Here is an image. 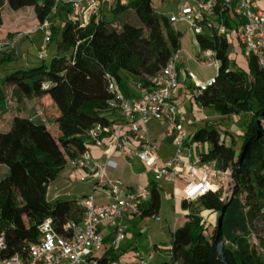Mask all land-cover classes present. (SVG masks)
Instances as JSON below:
<instances>
[{
  "label": "trees",
  "instance_id": "obj_1",
  "mask_svg": "<svg viewBox=\"0 0 264 264\" xmlns=\"http://www.w3.org/2000/svg\"><path fill=\"white\" fill-rule=\"evenodd\" d=\"M53 13L66 18L57 28L50 27L59 53L48 67L14 71L1 82L12 89L17 100L35 101L53 115L48 122L13 115L8 128L0 129V170H5L0 175L3 257L24 255L28 245L38 239V226L46 219L53 221L59 233L67 222L81 219L76 200L50 202L46 195L59 173L87 150L90 128L95 124L109 127L108 115L115 112L107 107L106 76L120 85L121 75L126 74L148 88L149 80L179 49V34L166 15L155 12L151 0H117L112 15H121V24L100 13L99 20H89L85 28L70 20L68 6H55L54 0H0V39L35 32ZM196 42L201 51H214L220 61L214 82L197 101L223 118L244 112L249 115L238 151L235 142L226 143L222 138L219 123L207 124L193 134V141L210 147L200 157L216 161L221 172L230 170L234 181L225 201L217 193H209L197 202L202 210L217 215L216 222L226 206L220 241L229 264H264V257L247 243V235L253 233L264 249V120L260 139L250 142L238 166L242 148L257 136L256 120L264 112V70L254 59L245 58L240 48L231 51L232 37L205 33L196 36ZM150 190L151 199L143 212L157 214L160 191L155 183ZM190 205L181 202L184 210ZM183 223L173 233L171 262L162 264H222L214 249L216 224L207 234L209 226L198 212H189Z\"/></svg>",
  "mask_w": 264,
  "mask_h": 264
},
{
  "label": "built area",
  "instance_id": "obj_2",
  "mask_svg": "<svg viewBox=\"0 0 264 264\" xmlns=\"http://www.w3.org/2000/svg\"><path fill=\"white\" fill-rule=\"evenodd\" d=\"M103 1L54 0V3L55 6H68L71 10L69 18L72 21L78 22L81 16L82 21L78 24L79 27L85 28L89 20H99ZM167 1L172 4L173 11L166 16L174 30L178 25H184L195 37L205 33L219 38L232 37L243 56L254 59L264 70V10L256 7L253 0ZM121 3H125V0H121ZM50 27L51 23L45 20L38 29L45 32L44 44L37 56L41 61L45 59L46 45L51 42ZM31 33L0 39V54L14 51L17 40ZM181 54L179 48L170 56L161 71L149 80L148 92L141 99L125 97L119 83L113 77L106 76L110 96L107 107L118 114L120 121L107 128L95 124L87 133V144L103 148L102 137L106 134L110 139L108 146L112 154L105 155L102 160H95L86 150L68 164L75 171L84 172L94 179L93 191H102L106 203L96 204L93 195L77 199V206L82 211L81 219L67 222L61 233L56 231L51 219L44 220L38 226V239L28 245L24 255L1 256L5 249V239L3 232H0V264H121L120 260L109 253L126 240L127 221L144 216L143 210L151 199V190L141 186L129 189L119 179H110L108 171L117 167L112 160L114 155H119L127 162L137 158L144 166L145 172L153 177L154 183L165 182L174 186L185 174L187 181L182 188V196L178 199L174 195V201L190 205L209 193H218L223 177H229L230 170L219 171L216 161H205L200 154L188 160L183 159L197 151L201 144L189 137L173 103L174 93L179 86L178 64ZM192 60L199 67L214 68L216 71L220 66V61L212 50H200ZM187 77L193 83L192 95L195 99L214 82L212 79L205 84L198 83L191 72L187 73ZM136 87L139 90L144 89L141 83ZM205 119L204 116L203 120ZM153 121L164 126L165 138L175 148L174 157L168 161L159 160L156 143L147 138L146 126ZM130 137L137 144L134 151L126 148ZM81 181H84V178H81ZM229 182L227 199L234 187L232 175ZM147 216L148 220L158 219L157 214ZM102 227L110 230L111 241L108 245L104 242ZM247 243L253 246L258 256L264 257V249L255 234L247 235ZM155 251L151 250L147 257L151 258ZM139 264H144L143 259Z\"/></svg>",
  "mask_w": 264,
  "mask_h": 264
},
{
  "label": "crops",
  "instance_id": "obj_3",
  "mask_svg": "<svg viewBox=\"0 0 264 264\" xmlns=\"http://www.w3.org/2000/svg\"><path fill=\"white\" fill-rule=\"evenodd\" d=\"M253 1L256 7L264 10V0H253ZM168 14H165V15H168ZM78 19H79L78 22L82 21L81 16ZM174 31L179 34V48L181 49L182 54L180 56L179 64H178L179 86H178V89L174 93L173 103L178 109L179 119L184 124L189 137L192 139L193 134L195 133L197 129L202 128L203 126H206L207 124H210V123L212 124L215 122L219 123L220 120L223 119V117L216 115L210 109L203 108L200 105V103L197 101V99L193 97L192 95L193 83L187 77V73L188 72L193 73L191 69V65L194 62L192 59L199 53L200 49L197 45L196 37L187 29L186 26L178 25L176 27V30ZM29 35L30 34L23 35L21 38L17 40V43L20 42L21 44H19V46L17 44L14 51L4 52L0 54V64L10 62L13 65L12 69H16L15 71L30 69L32 68L31 65H36V62L32 60L29 56V50H27L26 42L30 38ZM24 40L25 42H23ZM43 41H44V37H43V40L41 39L40 49L44 44ZM57 50H58L57 52L58 54L59 53L58 47H57ZM232 50L239 51V47L237 46L235 40L233 42V47L231 51ZM13 52H18L19 56L21 55V58L18 61L12 62V60H14V58L11 56ZM5 59H9V60L5 61ZM207 70L209 71L206 74H202V75L194 74L196 78V82L205 84L215 78V76L217 75L216 69L209 68ZM10 73L11 72L9 70L3 69L0 73V79L3 80V78L7 74H10ZM137 84H138V81L136 79H133L130 76H127L126 74L121 75L120 85H121V90L125 97L130 98V99H141L145 96V94L148 92V89L144 88L142 90H139L136 87ZM23 101L27 103L32 102L28 100H23ZM35 104L40 108L41 111H43L38 103L35 102ZM15 115H18L20 117L29 118V115L22 114L21 112ZM204 116L206 117L205 120H203ZM108 120L110 121L109 127H111L119 123L120 118L117 113H110L108 115ZM146 133H147V138L150 141L156 143L157 147H160V151L158 150V153H159V160L161 162L168 161L174 157L175 148L165 138L164 126L162 124L158 122H154V121L150 122L146 126ZM102 142L104 145L103 148H98L90 143L87 145V151L89 152L91 157L95 160H102L105 155L112 154V150L108 146L110 143V139L108 135L106 134L103 135ZM206 145L207 146L203 147L201 151H195L191 155H189V157L185 156L183 157V159L188 160V159H191V157H194L200 154L201 152H207L210 147L208 144ZM235 145L236 146L240 145V143L237 142ZM136 147H137V144L135 140L132 137H130L128 143L126 144V148L131 151H134ZM112 160L117 164V167L115 169H110L108 171V177L110 179H119L129 189H134L138 186L150 188L151 183H154L153 177L150 174H147L145 172L144 166L137 158H133L127 162L126 160L121 158L119 155H114L112 157ZM4 172L5 170H2L1 173L3 174ZM81 178H84V181H81ZM57 180L62 181V182L70 181L71 183L79 182L80 184H82L81 186L83 189H85L86 191H92V192H93V188L95 184L94 179L88 177L84 172L75 171L69 165H67L59 173L55 181ZM186 181L187 180L184 174L183 177L180 180H178L174 186L167 184L165 182H162V184L155 183V185L160 191V202H161V194H163L167 200H173L175 191L178 190L182 196V188L185 185ZM62 190L65 191L64 189ZM59 191L61 190H57L53 200L50 202H53L57 199L77 200L82 197H88V196H84L86 194L78 195L77 192H72L73 193L72 195L67 196L64 192H59ZM144 208H146V205ZM188 213L189 212H182L181 215L176 216V219L181 218V220H184ZM198 213L207 225L214 226L216 224L217 215L215 213H211L209 211H204V210H201ZM147 215L148 214H144L142 218L129 219L127 221L128 229L132 227L140 226L143 222L148 220ZM157 215H158V212H157ZM213 221L215 222L214 224H212ZM101 231L104 234V242L106 245H108L111 241L110 230L107 227H102ZM141 244L142 243L139 239H136L132 235L129 234L126 240L123 241L116 250L111 249L109 254L115 259L120 260L121 264H139V261L141 259H143L144 264H147L148 260L150 259L147 257L148 254L150 253L151 250L155 249L157 251V249H156V246L151 247L150 245H146L144 243L142 245ZM162 263L163 262H160V264Z\"/></svg>",
  "mask_w": 264,
  "mask_h": 264
},
{
  "label": "rangeland",
  "instance_id": "obj_4",
  "mask_svg": "<svg viewBox=\"0 0 264 264\" xmlns=\"http://www.w3.org/2000/svg\"><path fill=\"white\" fill-rule=\"evenodd\" d=\"M151 2L153 8L155 9V12L158 15L168 14L170 13V11H173L172 4L167 0H151ZM116 3L117 0H104L102 3L101 14H103L107 20H115L116 22H118V24H121L123 17L121 15H112ZM64 18L65 16H60L59 14L53 13L49 21L51 22V26L53 28H57L58 25L66 19ZM44 36V31L37 30L29 35L30 38L26 42L27 50H29V56L36 62V65H31L32 68L34 66L37 67L41 65L48 67L51 60L57 55V38L52 36L51 42L45 47V59L43 61L37 59L38 52L40 50L41 39L43 40ZM23 42H25V40ZM17 44L19 46V44L21 43L18 42ZM11 56L14 58L12 62L18 61L21 58V55L19 56L18 52H13ZM12 67L13 65L10 62L0 64V73L3 69L14 72L16 69H12ZM191 69L193 74L195 75L206 74L209 71L207 70L209 68L199 67L195 63L191 65ZM1 81L2 80L0 79V82ZM1 97L3 98V103L0 105V129L2 130H6L8 128V123L11 116L20 112L22 114L29 115V118L33 120L41 119L44 122H48L51 118H53V115L49 114V110H46V112L41 111L40 108L35 104V102L32 101L27 103L22 100H17L12 92V89L9 86H2L0 84V98ZM248 116L249 115L244 112L240 115H232L220 120L218 131L226 143L242 142L241 137L243 135L244 125L248 120ZM226 132H228L230 135H226ZM229 136H232L233 140ZM205 146H207L206 143L201 144L200 148L197 151H201ZM158 150L160 151V147H158ZM238 150L239 145H237V151ZM1 172L2 170H0V175ZM230 177L231 174H229V177H223V180L221 181V188L217 194L220 196V199H222V201H225L227 199L228 189L230 187ZM159 184H162V182H160ZM81 185L82 184H80L79 182L71 183L70 181L62 182L57 180L55 181V183H51L48 187L46 198L48 201H52L57 190H61L59 192H64L67 196L72 195V192H77L78 195L86 194L84 196L93 194L95 202L97 204L106 203L102 191H86L82 188ZM62 189H64L65 191H63ZM175 196L178 199L181 197V194L178 190L175 191ZM201 210L202 209L198 202L191 204L188 209L184 210L181 207L180 201L174 202L173 200H167L164 195L161 194L158 219L146 220L140 226L132 227L133 229H128V235L130 234L134 238L139 239L142 244L144 243L146 245H150L151 247L156 246L157 251L153 253V256L148 260L147 264H160V262L169 263L171 262L169 250L171 248L173 240V233L184 225L183 220H181V218L176 219V216L181 215L182 212L195 213L200 212ZM214 223L215 222L213 221L212 224ZM212 230L213 226L210 225L207 230V234H209Z\"/></svg>",
  "mask_w": 264,
  "mask_h": 264
},
{
  "label": "water",
  "instance_id": "obj_5",
  "mask_svg": "<svg viewBox=\"0 0 264 264\" xmlns=\"http://www.w3.org/2000/svg\"><path fill=\"white\" fill-rule=\"evenodd\" d=\"M262 120H264V112L261 113L260 118L256 120V125L259 129L257 132V136L255 138L249 139V141L242 148V152H241V154L239 156V160H238V166L239 167L242 165V163L245 159V156H246V153L248 151V147H249L250 142H252L253 140L258 141L261 137L262 133H261L260 128H261V121ZM225 213H226V206H223V208L221 209V212H220V216L218 217L217 222H216L214 249H215L216 255H217L218 259L220 260V262L222 264H229L227 262V260L225 259L224 253H223L224 242L220 241V239L222 237V226H223V219H224Z\"/></svg>",
  "mask_w": 264,
  "mask_h": 264
}]
</instances>
